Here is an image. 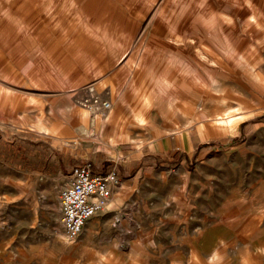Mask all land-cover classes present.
Wrapping results in <instances>:
<instances>
[{"label": "rangeland", "instance_id": "rangeland-1", "mask_svg": "<svg viewBox=\"0 0 264 264\" xmlns=\"http://www.w3.org/2000/svg\"><path fill=\"white\" fill-rule=\"evenodd\" d=\"M0 264H264V0H0Z\"/></svg>", "mask_w": 264, "mask_h": 264}, {"label": "built area", "instance_id": "built-area-1", "mask_svg": "<svg viewBox=\"0 0 264 264\" xmlns=\"http://www.w3.org/2000/svg\"><path fill=\"white\" fill-rule=\"evenodd\" d=\"M104 106L106 108L108 104ZM69 180L58 195V204L65 239L73 243L85 224L104 209L110 198V189L118 178L114 172L98 174L88 165H82L72 169Z\"/></svg>", "mask_w": 264, "mask_h": 264}, {"label": "bare ground", "instance_id": "bare-ground-1", "mask_svg": "<svg viewBox=\"0 0 264 264\" xmlns=\"http://www.w3.org/2000/svg\"><path fill=\"white\" fill-rule=\"evenodd\" d=\"M109 108H110L109 104H108V107H106V108H105V106H104V110H105V109H107V110H108ZM91 132H92V131H91ZM83 134H84V135H86V136H88V137L92 135V134H91V133H89V132H84ZM107 201H108V202H106V203L108 204V203H109V201H110V199H108ZM105 205H106V204H105ZM106 206H107V205H106ZM104 207H105V206H104Z\"/></svg>", "mask_w": 264, "mask_h": 264}, {"label": "crops", "instance_id": "crops-1", "mask_svg": "<svg viewBox=\"0 0 264 264\" xmlns=\"http://www.w3.org/2000/svg\"><path fill=\"white\" fill-rule=\"evenodd\" d=\"M115 205V203H113V202H111V203H109V207H112V206H114ZM109 207H107L106 209H109Z\"/></svg>", "mask_w": 264, "mask_h": 264}]
</instances>
